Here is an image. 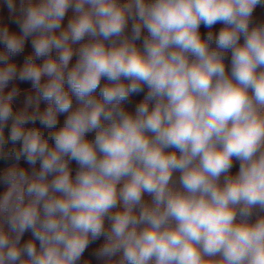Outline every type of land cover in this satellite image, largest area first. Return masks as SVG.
<instances>
[{
  "label": "clouds",
  "instance_id": "9594fccd",
  "mask_svg": "<svg viewBox=\"0 0 264 264\" xmlns=\"http://www.w3.org/2000/svg\"><path fill=\"white\" fill-rule=\"evenodd\" d=\"M4 3L0 264H264V0Z\"/></svg>",
  "mask_w": 264,
  "mask_h": 264
},
{
  "label": "crops",
  "instance_id": "0c3cea01",
  "mask_svg": "<svg viewBox=\"0 0 264 264\" xmlns=\"http://www.w3.org/2000/svg\"><path fill=\"white\" fill-rule=\"evenodd\" d=\"M17 2H18V0H17ZM69 15H71V12L69 13ZM255 17L257 18V19H260V20H264V7H258L257 9H256V12H255ZM0 21H3V22H7V23H9V24H11V16H10V13H9V11H8V9H7V6H6V4L4 3V0H0ZM12 26V28H16V26L14 25V24H12L11 25ZM221 27V25H216L215 27H214V31H218L219 30V28ZM18 30V29H17ZM201 32L202 33H206L207 32V29L206 28H204L203 26H201ZM141 97H136L135 99H140ZM20 106L22 107L23 106V102H22V100H21V102H20ZM44 107H46V104L45 103H41V108H44ZM60 121H61V123H62V121H63V119H64V116H60ZM73 167H75V165H73ZM238 170V165H236L234 168H233V172L235 173V171H237ZM146 199H148L147 197H146ZM97 243H99V242H97ZM95 247H96V245H92V246H90V249L85 253V256H84V258L83 259H88V260H91L92 261V264H95V260H94V257H92V255H91V253H92V251L95 249Z\"/></svg>",
  "mask_w": 264,
  "mask_h": 264
},
{
  "label": "trees",
  "instance_id": "16d2710c",
  "mask_svg": "<svg viewBox=\"0 0 264 264\" xmlns=\"http://www.w3.org/2000/svg\"><path fill=\"white\" fill-rule=\"evenodd\" d=\"M23 87H28V88H30V85H28V84H25V85H23Z\"/></svg>",
  "mask_w": 264,
  "mask_h": 264
}]
</instances>
